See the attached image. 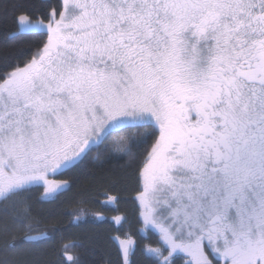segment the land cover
I'll use <instances>...</instances> for the list:
<instances>
[{"label":"snow or ice","instance_id":"snow-or-ice-1","mask_svg":"<svg viewBox=\"0 0 264 264\" xmlns=\"http://www.w3.org/2000/svg\"><path fill=\"white\" fill-rule=\"evenodd\" d=\"M180 261L264 264V0H0V264Z\"/></svg>","mask_w":264,"mask_h":264},{"label":"trees","instance_id":"trees-1","mask_svg":"<svg viewBox=\"0 0 264 264\" xmlns=\"http://www.w3.org/2000/svg\"><path fill=\"white\" fill-rule=\"evenodd\" d=\"M72 175L71 173H65L64 175L61 176H57L56 179L59 181H67V182H71L72 180ZM135 184L134 181L132 179H130L127 183L126 186V190L123 191L122 193V200L124 201L121 205L120 208L122 209L121 212L119 213H114V214H118V215H127L128 218V223L124 224V231L125 233L131 234L132 232L137 230V226H136V216H137V212H136V207L137 205L133 202L134 197H135ZM78 189L74 188L72 192L68 193L67 195L69 197H71ZM39 194V193H38ZM113 214H109L108 216V223H102L100 224V228L103 230H109V225H111V227L114 228H119L120 225H116L114 223V221L111 220V216ZM86 227H95V225H90V226H86ZM112 235H118L117 232H113ZM132 238H136V236H133Z\"/></svg>","mask_w":264,"mask_h":264},{"label":"flooded vegetation","instance_id":"flooded-vegetation-1","mask_svg":"<svg viewBox=\"0 0 264 264\" xmlns=\"http://www.w3.org/2000/svg\"><path fill=\"white\" fill-rule=\"evenodd\" d=\"M139 238L142 240L143 243L145 244L151 243L152 246H155L156 235L153 234L152 232H142ZM133 239H137V237ZM180 255L182 256L183 254ZM180 264H183V261H180Z\"/></svg>","mask_w":264,"mask_h":264}]
</instances>
